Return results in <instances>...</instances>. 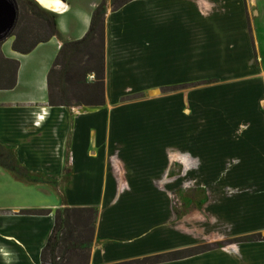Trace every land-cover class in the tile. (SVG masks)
<instances>
[{"label": "crops", "instance_id": "obj_1", "mask_svg": "<svg viewBox=\"0 0 264 264\" xmlns=\"http://www.w3.org/2000/svg\"><path fill=\"white\" fill-rule=\"evenodd\" d=\"M34 1L57 15V36L26 55L12 51L13 37L0 45L2 56L18 63L15 87L0 91V146L27 178L0 167V264H41L55 212L63 208L97 212L86 264H125L189 248L184 238L169 235V194L157 183L169 177V146L230 150L242 126L253 132L246 141H263L256 104L260 97L264 108V0H133L115 11L111 0ZM100 3L104 105L50 107L48 72L62 44L86 34ZM243 69L260 81L261 94L225 103L230 111H219L224 118L202 129L219 137L181 140L187 125L169 94L147 99L159 89L210 76L238 81ZM137 94L145 99L123 101ZM262 141L255 154L261 162ZM217 163L198 169L199 177H216ZM238 209L230 210L226 223L231 235H264V205H245L242 214ZM157 264H264V240Z\"/></svg>", "mask_w": 264, "mask_h": 264}, {"label": "rangeland", "instance_id": "obj_2", "mask_svg": "<svg viewBox=\"0 0 264 264\" xmlns=\"http://www.w3.org/2000/svg\"><path fill=\"white\" fill-rule=\"evenodd\" d=\"M72 4L75 5L77 2ZM32 29L34 31L32 38L37 33L41 36L45 35L44 30L35 29V26ZM85 60H82L80 67L85 68V65L83 66ZM243 70L245 71L237 75L238 81H219L210 76L207 81L185 83L183 87L171 85L146 97L152 99L169 94V104L177 108V117L187 125L184 135L183 133L180 135L181 140L185 138V141L190 143L196 137L212 138L217 135L216 131L202 129L209 122H217L224 118L220 116L219 111L221 109L223 112L230 111L225 103L229 104L230 100H235L239 104L245 101L243 96L245 94L253 98L261 94L258 92L261 89L260 81L248 78L250 76L246 75V69ZM83 80L85 84H90L94 78L92 75H87ZM188 90L189 94L185 95V98H180L179 91ZM231 93L235 94V97ZM69 95L74 105L76 97L82 96L73 88L69 89ZM143 99H145L143 95L137 94L126 97L123 101L133 102ZM261 103L259 97L256 113L259 114L258 119L264 125V108ZM251 131L244 126L234 131L232 142L234 146L226 151L224 147L208 144L169 146V177H163L157 183L163 189L166 186L169 194V235H178L191 244L189 248L198 247L206 252L244 243L238 242L243 237L231 235V227L226 223L233 216L231 209L238 207V212L242 214L245 205H264V175L262 171L260 172L261 169L264 170V161H259L255 155L256 152L261 151L259 143L262 140L259 138L246 141L245 137L253 138ZM217 136L219 137V134ZM262 143L264 144V139ZM240 155L243 156L242 159H239ZM214 163H217L218 167L216 177H199L198 169H212ZM249 237L254 238L251 242L264 239V235L260 233ZM85 257H87L85 251L63 250L58 252L56 260L49 264H86Z\"/></svg>", "mask_w": 264, "mask_h": 264}, {"label": "trees", "instance_id": "obj_3", "mask_svg": "<svg viewBox=\"0 0 264 264\" xmlns=\"http://www.w3.org/2000/svg\"><path fill=\"white\" fill-rule=\"evenodd\" d=\"M130 1L133 0H111V8L115 11ZM14 2L17 7V20L8 36L14 38L11 46L13 52L26 55L36 45L46 43L56 37V14L44 10L34 0H14ZM104 15L105 5L102 3L92 11L86 34L78 41L62 44L47 75V102L50 107L95 108L104 105ZM34 26L35 29L44 30L45 35L41 36L37 33L32 38V32H34L32 27ZM83 59H86L83 64L85 68L79 66ZM17 70L18 63L5 59L0 52V91L12 90L15 87ZM87 75H92L94 78L90 84L84 83L83 79ZM70 88L84 96L76 97L75 105L72 104L69 95ZM0 167L12 172L15 178L27 179L26 172L18 167L12 155L1 146ZM24 214L44 215L46 211H27ZM96 216L97 212L94 209L63 208L56 210L53 229L40 255L41 264L54 262L56 254L63 250L79 252L89 249ZM253 239L247 236L238 242H251ZM205 252L202 248L192 247L125 264H157L165 261H178Z\"/></svg>", "mask_w": 264, "mask_h": 264}, {"label": "water", "instance_id": "obj_4", "mask_svg": "<svg viewBox=\"0 0 264 264\" xmlns=\"http://www.w3.org/2000/svg\"><path fill=\"white\" fill-rule=\"evenodd\" d=\"M17 20L14 0H0V42L8 38Z\"/></svg>", "mask_w": 264, "mask_h": 264}]
</instances>
